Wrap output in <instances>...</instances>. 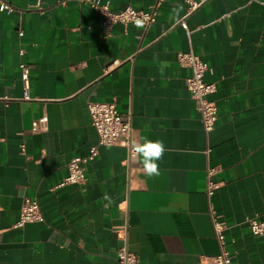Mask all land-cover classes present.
<instances>
[{
  "label": "crops",
  "instance_id": "0c3cea01",
  "mask_svg": "<svg viewBox=\"0 0 264 264\" xmlns=\"http://www.w3.org/2000/svg\"><path fill=\"white\" fill-rule=\"evenodd\" d=\"M0 11V264H118L125 244L141 264H206L217 254L209 203L226 225L234 264H264V0H98L148 10V27L115 24L104 37L85 0H8ZM184 20L185 27L180 23ZM206 61L217 107L205 135L178 52ZM28 66L27 96L19 65ZM106 67V70H104ZM129 113L132 143L161 140L149 178L120 146L97 145L86 181L57 184L96 144L89 99ZM46 117L43 129L31 122ZM24 145L21 152L20 145ZM218 184L206 195V173ZM111 197V202L104 195ZM43 222L14 226L22 199Z\"/></svg>",
  "mask_w": 264,
  "mask_h": 264
},
{
  "label": "built area",
  "instance_id": "2783aa9c",
  "mask_svg": "<svg viewBox=\"0 0 264 264\" xmlns=\"http://www.w3.org/2000/svg\"><path fill=\"white\" fill-rule=\"evenodd\" d=\"M188 9L192 10L199 5V1L185 0ZM90 8L95 10L99 18V28L104 37L111 35L112 27L120 23L122 25L133 24L142 27H148L156 19L155 7L148 10L135 9L127 5L121 9L113 10L108 3L101 4L98 0H85ZM42 1L39 0L36 6L40 8ZM14 10L13 5L8 0H0V11L7 13ZM180 23L185 27L184 20ZM178 60L187 63L190 67V74L185 78V87L194 100L195 108L199 113L200 122L205 135H209L217 120L218 112L215 102L210 95L215 91L214 82L205 79V73L208 70L206 61L201 59L193 51L178 52ZM21 69V78L24 85V94L27 96L28 86V66L24 63L19 65ZM109 67H106V70ZM87 108L91 117V122L97 132V141L92 145L85 155H74L66 164V175L57 184L62 186L65 184H83L86 181L85 163L91 160L97 153V145L120 146L126 151V163H132L136 159L132 153V125L129 113H122L116 108L114 98L111 99H89ZM46 117H38L31 122L30 131L37 132L43 129ZM21 152L24 151V145H20ZM213 168H208L206 173V195L211 197L218 184L212 181L211 174ZM208 213L211 219L214 237L217 241L218 252L210 256L206 264H234L232 256L227 249L225 241V231L227 229L220 220L219 216L209 203ZM44 215L40 204L36 199L24 197L22 199L18 218L14 226H22L29 222H43ZM246 222L252 234L260 235L264 233V220L256 218H247ZM118 264H141L136 253L131 252L128 247L123 244L116 251Z\"/></svg>",
  "mask_w": 264,
  "mask_h": 264
},
{
  "label": "clouds",
  "instance_id": "9594fccd",
  "mask_svg": "<svg viewBox=\"0 0 264 264\" xmlns=\"http://www.w3.org/2000/svg\"><path fill=\"white\" fill-rule=\"evenodd\" d=\"M165 152L166 147L161 140L145 139L143 142H136L132 145L133 157L140 160L143 171L149 178L160 174L158 161L163 158ZM104 199L111 202V197L107 193Z\"/></svg>",
  "mask_w": 264,
  "mask_h": 264
}]
</instances>
